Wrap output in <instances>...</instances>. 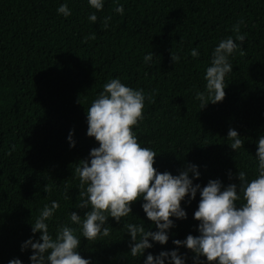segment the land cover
I'll use <instances>...</instances> for the list:
<instances>
[{
	"label": "trees",
	"instance_id": "16d2710c",
	"mask_svg": "<svg viewBox=\"0 0 264 264\" xmlns=\"http://www.w3.org/2000/svg\"><path fill=\"white\" fill-rule=\"evenodd\" d=\"M65 2L71 9L68 17L56 11ZM119 3L123 15L113 11V0H105L93 23L87 16L96 10L87 0H0V264L14 258L30 264L32 249L21 251V245L39 238L31 232V222L52 200L59 208L49 222L50 232L68 224L79 235L69 214L76 211L83 218L87 209L75 207L79 179L74 169L98 146L86 134V108L111 78L145 92L144 119L134 131L142 146L157 152V171L178 175L189 163L196 164L201 175L193 183L202 187L210 179L239 183L238 169L249 179L256 175V141L264 135V0ZM105 16L111 20L102 29ZM238 20L243 21L244 50L230 57L233 71L225 77V97L200 109L195 91L203 90L211 51L220 39L234 36ZM92 33L95 39L88 38ZM151 51L153 60L145 63L143 56ZM171 53L180 59L174 63ZM229 128L244 140L237 151L227 143ZM70 131L74 147L67 140ZM199 199L198 192L190 202H181L187 218H172L168 242H152L143 256L131 257L124 219L112 217L106 225L109 236L96 241L81 237L78 251L91 264H143L149 252L177 247L173 239L199 234V221L193 218ZM142 203L131 204L137 217L133 222L143 221L146 229L156 231ZM179 252L186 264H193L190 249L180 246Z\"/></svg>",
	"mask_w": 264,
	"mask_h": 264
},
{
	"label": "clouds",
	"instance_id": "9594fccd",
	"mask_svg": "<svg viewBox=\"0 0 264 264\" xmlns=\"http://www.w3.org/2000/svg\"><path fill=\"white\" fill-rule=\"evenodd\" d=\"M87 3L96 10L87 19L95 23L96 12L103 10L105 0H87ZM113 3V11L123 15V4L119 0ZM56 11L64 17L71 15L66 2L59 4ZM110 20L111 16L102 17L101 28L107 29ZM242 23L238 20L232 27L234 36L220 39L211 51L203 74V90L195 91L200 109L225 97V77L233 71L230 57L237 50L240 54L244 50L242 42L246 36L240 31ZM88 38L95 39V33ZM191 55L198 56L196 48L191 49ZM153 57V52H148L143 61L148 63ZM171 58L174 63L180 59L173 53ZM147 99L151 102V96ZM145 100L143 89L128 86L117 77L105 82L86 108V134L94 137L98 146L74 169L79 179L75 207L87 209L83 218L76 211L69 214L70 222L79 226V235L68 224L57 225L55 233L50 232L49 222L59 204L56 200L45 204L31 222V232L39 233V238L30 237L21 245V251L32 249L30 264H91L90 258L82 257L78 251L81 237L96 241L98 236H109L110 227L106 226L109 217L117 222L124 219L123 229L130 236L129 254L133 258L143 256L146 249L153 247L152 242L161 245L168 242V230L175 226L172 218H187L181 202H190L198 192L200 199L193 218L199 221V234H188L183 240L173 239L177 247L161 250L156 255L149 252L143 264H186V257L179 252L180 246L195 254L193 264H204L201 257L214 264H264V135L256 141L254 178L249 179L244 170L238 169L239 183L224 185L220 179H210L202 187L193 183L201 175L196 164L189 163L178 175L161 173L153 167L157 152L142 146L134 131V126L144 119ZM226 138L235 151L244 144L235 129L229 128ZM67 140L70 147L75 146L72 131ZM44 190L49 191L48 184ZM138 199L143 200L141 207L156 231L146 229L141 220L133 222L137 217L132 213L131 204ZM8 264H22V261L14 258Z\"/></svg>",
	"mask_w": 264,
	"mask_h": 264
}]
</instances>
